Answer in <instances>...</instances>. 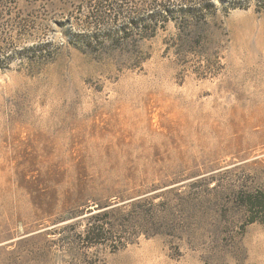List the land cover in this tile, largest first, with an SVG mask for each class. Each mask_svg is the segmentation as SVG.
I'll use <instances>...</instances> for the list:
<instances>
[{"label": "rangeland", "instance_id": "rangeland-1", "mask_svg": "<svg viewBox=\"0 0 264 264\" xmlns=\"http://www.w3.org/2000/svg\"><path fill=\"white\" fill-rule=\"evenodd\" d=\"M94 1L4 10L0 47L24 57L0 68V264H264L242 192L264 191V11L215 1L189 29L201 37L177 40L172 19L154 33L123 29L122 11L90 23ZM76 32L102 43L82 52ZM38 43L49 52L29 59ZM132 200L178 229L154 233L141 212L116 251L70 246L88 208Z\"/></svg>", "mask_w": 264, "mask_h": 264}, {"label": "trees", "instance_id": "trees-1", "mask_svg": "<svg viewBox=\"0 0 264 264\" xmlns=\"http://www.w3.org/2000/svg\"><path fill=\"white\" fill-rule=\"evenodd\" d=\"M17 0H0V27L2 18L4 17L5 8H10L16 4ZM215 1H218L224 13L229 9L247 8L251 4V0H95L90 4V9L85 13V17L97 26L109 24L108 12L114 11L115 14L124 12V16L120 22L123 29L127 26L137 28L139 32H156L158 28H163L165 23L170 19L175 21L178 30L177 40H193L194 37H201L203 32H198L193 35L190 28L196 24L207 23V18L216 17ZM257 11H264V0H253ZM127 8H129L127 10ZM119 18V17H118ZM118 18L113 21L118 20ZM124 22V23H123ZM88 23V21H87ZM199 26V25H198ZM109 34V33H108ZM127 36V35H124ZM92 36L83 33H69L67 35L68 42L73 47L82 52L95 51V46L102 42L98 39H91ZM1 42V41H0ZM117 42V40H116ZM1 44V43H0ZM46 43H38L28 47L30 55L29 59H40L45 57L46 52H49L45 46ZM10 51V54L7 52ZM4 55L0 59V68L4 69L8 63L16 58H23L22 51L16 48H10L6 45H1L0 55ZM7 54V55H6ZM7 64V65H6ZM246 194V199H243V205L251 214L250 222L259 220L264 225V191H242ZM140 200H132L127 206L130 208L126 211H121L118 206L96 204L93 208H88V212H92L86 218L83 230L78 234V238L70 240L69 244L74 249L79 245L86 248L97 244H104L111 251H116L124 246L129 236L132 235V229L138 226L132 223L139 219L144 214H149L148 217L153 223L154 233L166 232V230H177V220L170 218L167 213L158 215L153 204H149V208L139 204ZM93 209L96 211L93 212ZM121 214V215H120ZM120 215V216H119ZM167 215V216H166ZM72 215L71 217H75ZM119 216L121 222L115 223V218Z\"/></svg>", "mask_w": 264, "mask_h": 264}]
</instances>
